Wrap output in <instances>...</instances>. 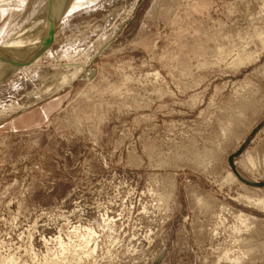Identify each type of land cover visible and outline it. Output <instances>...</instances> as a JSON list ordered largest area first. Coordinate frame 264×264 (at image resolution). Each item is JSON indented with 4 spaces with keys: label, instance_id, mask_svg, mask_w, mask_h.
Masks as SVG:
<instances>
[{
    "label": "rangeland",
    "instance_id": "374dc122",
    "mask_svg": "<svg viewBox=\"0 0 264 264\" xmlns=\"http://www.w3.org/2000/svg\"><path fill=\"white\" fill-rule=\"evenodd\" d=\"M66 1L0 80V264H264V0Z\"/></svg>",
    "mask_w": 264,
    "mask_h": 264
},
{
    "label": "bare ground",
    "instance_id": "6f19581e",
    "mask_svg": "<svg viewBox=\"0 0 264 264\" xmlns=\"http://www.w3.org/2000/svg\"><path fill=\"white\" fill-rule=\"evenodd\" d=\"M56 2H57V4H58V2L60 3L59 11H57V10L54 11L53 6H52L53 2H52V0H49L48 4H50V5H49V9H47L48 6L46 7L45 21L44 22L38 21V23H37V20H36V21L32 22L26 29H24L23 31L16 34V36H14V38L11 40V42L13 44H16L20 39L29 40V39H31V37L32 38L39 37L37 39V44H33V45L30 44L31 46L35 45V47H32L29 51H27L21 55H15L16 57L14 55H12V56H14V57H12L13 60L12 59H10V60L4 59L1 56V51H0V80L1 81L7 75L12 73L13 71L18 70L22 67H25V66L31 64L34 61V59L36 58V56L39 55L42 51H44L47 48V46H49L50 41H51L52 36H53V29L50 26V22L53 21L54 26H56V23H57L58 19L60 18L61 12H63L67 1L66 0H57ZM41 26H42L43 30H40ZM38 29L40 30V32L39 31L37 32ZM0 50L5 52V50L2 47L0 48ZM18 56H20V58H17ZM2 58L4 59V62L1 61ZM6 62L9 63V66L5 71L4 66H6V64H8ZM3 63L4 64L6 63V64L4 66H2ZM12 64H13V66H12Z\"/></svg>",
    "mask_w": 264,
    "mask_h": 264
},
{
    "label": "water",
    "instance_id": "95a60500",
    "mask_svg": "<svg viewBox=\"0 0 264 264\" xmlns=\"http://www.w3.org/2000/svg\"><path fill=\"white\" fill-rule=\"evenodd\" d=\"M50 26H51V28L54 30L55 26H54V24H53V21L50 22ZM93 74H94V70H92V71L87 75L88 78H91V77L93 76ZM241 150H242V148L238 151V153H239ZM238 153H237V154H238ZM229 162H230V164H231V166H232V164H233V163H232V157L230 158ZM232 169H233L234 173L236 174V176H237L241 181H243V182L246 183V184H250V185H263V184H264L263 182H262V183H258V182H254V181L248 180V179L244 178L243 176H241V175L238 173V171H237L233 166H232ZM159 261H160V257H158V258L156 259V261H155L153 264H158Z\"/></svg>",
    "mask_w": 264,
    "mask_h": 264
},
{
    "label": "crops",
    "instance_id": "0c3cea01",
    "mask_svg": "<svg viewBox=\"0 0 264 264\" xmlns=\"http://www.w3.org/2000/svg\"><path fill=\"white\" fill-rule=\"evenodd\" d=\"M41 112H43V115H45V116L47 115L46 109H41ZM19 118L23 120L24 118H26V115H23V116H21V117H19ZM34 120H35V119L32 118V119L30 120V122H31V121H34Z\"/></svg>",
    "mask_w": 264,
    "mask_h": 264
}]
</instances>
